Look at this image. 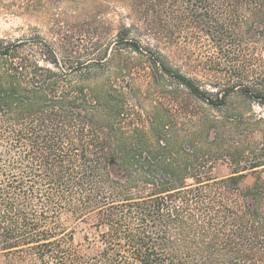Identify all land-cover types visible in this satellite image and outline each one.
<instances>
[{
	"label": "trees",
	"instance_id": "1",
	"mask_svg": "<svg viewBox=\"0 0 264 264\" xmlns=\"http://www.w3.org/2000/svg\"><path fill=\"white\" fill-rule=\"evenodd\" d=\"M128 1L135 22L116 45L172 81L157 88L162 105L221 109L241 92L264 110V0ZM201 43L214 59H196ZM81 51L40 37L0 40L3 264H264V140L216 179L210 151L199 149L205 124L183 138L159 108L132 119L133 89L111 86L102 59ZM113 62L122 72L120 54ZM249 171L261 174L248 186ZM206 188L216 198L203 206ZM90 221L103 246L83 254L74 226Z\"/></svg>",
	"mask_w": 264,
	"mask_h": 264
},
{
	"label": "rangeland",
	"instance_id": "2",
	"mask_svg": "<svg viewBox=\"0 0 264 264\" xmlns=\"http://www.w3.org/2000/svg\"><path fill=\"white\" fill-rule=\"evenodd\" d=\"M129 5L128 0H0V40L40 37L52 45L60 42L75 44L81 47L82 56L102 59L97 67L104 72L111 86L121 90L133 89L134 97L129 104L132 119L151 113L153 107L159 108V116L173 118L178 135L183 138H193L198 134L199 125L205 124L206 141L199 149L210 151L209 166L216 179L228 177L235 162L245 164L251 152L260 148L264 140V110L241 92L230 95L226 106L221 109H213L198 101H189L179 108L162 105L157 88L159 85L168 87L172 81L168 77L162 79L161 74L157 77L147 56L134 52L126 44L116 45L122 27L135 22ZM142 44L146 46L147 41L142 39ZM192 50L196 59L216 57L206 43L192 47ZM114 54H120L122 72L115 69ZM164 54L174 66H181V61L173 58L171 53ZM260 75L264 80V73ZM195 147L191 140L185 141L183 153L191 155ZM259 172L249 171L243 184L251 185L261 174ZM261 176L264 178V173ZM193 182L192 178L187 180L189 184ZM214 198V192L206 188L201 205L207 206ZM91 223L74 226L75 249L83 244L80 248L83 254H88L86 248L89 244L94 247L93 251L103 246L96 238L98 232L90 229ZM135 225L136 222L131 220V226ZM85 235L89 241L84 240ZM3 262L4 258L0 256V264Z\"/></svg>",
	"mask_w": 264,
	"mask_h": 264
}]
</instances>
